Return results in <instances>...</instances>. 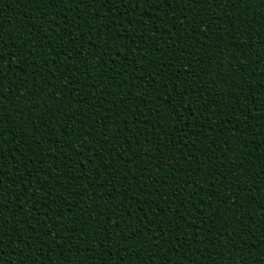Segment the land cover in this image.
Returning a JSON list of instances; mask_svg holds the SVG:
<instances>
[{
  "label": "trees",
  "instance_id": "obj_1",
  "mask_svg": "<svg viewBox=\"0 0 264 264\" xmlns=\"http://www.w3.org/2000/svg\"><path fill=\"white\" fill-rule=\"evenodd\" d=\"M226 4L66 0L44 7L32 0H0V31L6 41L16 38L24 57L12 55L17 64L9 56L0 61L4 87L9 81L35 84L31 92L39 105L28 110L20 100L23 116L7 100L0 105L7 109L0 117V172L5 188L8 181L17 187L27 181L29 195L39 189L41 205L46 199L59 225L54 243L42 237L46 244L25 246L35 215L28 205L37 196L5 203L4 222L15 221L16 227L5 238L0 264H18L35 247L41 264H138L140 258L146 264H239L240 254L233 250L229 257L224 247L229 234L239 235L237 244L254 243L259 254L253 249L250 259L260 260L264 75L257 69L264 70V7L256 0ZM221 35L226 39H217ZM31 73L35 76L26 75ZM27 94L23 88L11 93ZM178 108L191 132L178 123ZM206 129L204 139L195 135L198 130L204 136ZM211 144L215 147H207ZM241 160L243 167H233ZM173 170L175 178L169 179ZM109 194L112 199H105ZM145 214L149 219L141 224ZM117 216L121 228L146 224L154 235L172 228L152 262L139 239L127 253L118 252V237L125 233L114 227ZM224 222L226 230L220 229Z\"/></svg>",
  "mask_w": 264,
  "mask_h": 264
},
{
  "label": "snow or ice",
  "instance_id": "obj_2",
  "mask_svg": "<svg viewBox=\"0 0 264 264\" xmlns=\"http://www.w3.org/2000/svg\"><path fill=\"white\" fill-rule=\"evenodd\" d=\"M32 2L34 3H38L40 5H43L44 7H50L53 3H65L66 0H32ZM81 2H84V0H81ZM96 0H87L88 4H92L95 3ZM132 2L135 3H139L140 0H132ZM152 2L154 3L155 0H152ZM181 3H186L187 0H180ZM193 3H197V2H204V0H192ZM257 3L260 4V6L264 7V0H256ZM250 0H227V4L226 6H237L238 4H249ZM41 18L42 19H46L43 14L41 13ZM250 23V21H249ZM233 28L235 27V25L232 26ZM230 30H232L230 28ZM78 34V33H77ZM6 33H4L3 31H0V61L3 60L4 56H9V63L10 64H17V61L12 60L11 56L15 55V56H20V46L17 45L16 43V38L15 37H9V40L6 41L4 39ZM45 39H47L45 37ZM217 39L220 40H224L226 39V35H221L219 37H217ZM33 47H38V45H33ZM8 49H11L12 51L9 52ZM224 53L223 51H221L219 53L220 57H223ZM20 59L23 60L24 57L20 56ZM224 63H230L229 60H224ZM257 71H261L262 75H264V70L262 69H257ZM26 75H31V76H35V73H31V74H26ZM6 79L5 74L0 71V105L3 104V101L7 100L9 105H11L12 108H15L18 110L19 115L23 116L24 114V107L19 103L20 100H23L24 103L27 105L28 110H32L34 111L36 108L39 107V105L34 101L33 99V93L31 92V88H35V84H32L31 87H29L28 83L24 80L19 81V83L17 85H12L11 82L9 81V87L7 89H5L4 87V81ZM231 79V75H227L225 78V83L227 84ZM69 80H71V77H69ZM246 83V81H245ZM25 89L27 91V95L26 96H22V97H17L15 95H11L12 92L14 91H18V89ZM44 88H40L37 91H44ZM201 91L203 92V89H201ZM181 99H183L185 93L183 91H178L177 93ZM257 95H259V93H257ZM121 104L123 103V101L120 102ZM215 101L212 100L208 107L211 108L212 104H214ZM181 108L183 107V105L180 106ZM7 111L6 108H3L2 106H0V117L4 116V113ZM138 111H142V109H138ZM185 111L189 112L193 119H195V112L189 108V109H185ZM177 113L179 115V122H183L182 123V127H184V131L186 133L191 132L192 131V126L187 124V122L185 121V118L182 114H180V108L177 109ZM54 119V118H53ZM55 122V120H54ZM229 121H225V124H227ZM0 123H3V120L0 119ZM45 127H47V125H45ZM200 127H202V125L197 124L196 128L199 129ZM232 132V138H236V131L237 129L233 128L230 130ZM244 131H251V129H244ZM195 135L197 137H199L200 139H204L207 135V129L205 131L204 136L201 135V133L197 130L195 131ZM220 135H223V133H220ZM3 141H0V144H2ZM198 141L193 142L192 147L195 149L196 145H197ZM185 147H187V145H184ZM62 147H66V145H62ZM207 147H215V144H211ZM205 155L207 156V153H205ZM235 155V154H234ZM241 155H244L245 157L247 156V153H241ZM225 159L227 158L226 156L224 157ZM262 159H264V157H261ZM154 159V157H153ZM125 163H129V162H125ZM197 164H199V161H197ZM244 161L241 160L239 165L234 164L233 167H243ZM100 167L104 168L106 167V164L102 163L100 165ZM262 168H264V165H262ZM17 175L20 174V169L17 168ZM54 171H61V174L63 175L62 170L56 169ZM175 170H173V175L169 177V179H174L175 178ZM31 174L29 173V176ZM257 176H259V174H256ZM46 176H40L39 179L43 180L46 179ZM75 178V177H73ZM236 179V178H234ZM264 179V178H261ZM157 183L159 182L158 180L156 181ZM8 187L5 188L4 184H5V180L3 177V173L0 172V259L3 258V253H4V248H5V238L7 236L10 235V233L13 231V226L14 228L16 227V222L13 221V224L11 226H8L5 224L4 222V213H3V209H4V205L5 203L10 204L12 199H31L32 195L37 196V198L34 200V202L32 204H29L28 207L30 209V211L32 213H34L35 215H33L31 217V219L34 221V223H31L29 225V227L31 228V235L28 237V244H26L25 246H34L36 245L38 242L41 243V245H44L47 243V241H42V237H48L53 243L55 242V236H56V228L59 227V225L53 221V217L57 216V212L48 207V203L47 200L45 199V202L43 205H41V200L39 198V189L34 188L32 191V195H29L28 193V187L27 181H24L23 186L22 187H17V185L12 182V181H8ZM89 187H91V185H89ZM215 194V193H213ZM46 195H48L46 193ZM118 195H120V193H118ZM145 195L147 196H151L152 192L148 191L145 192ZM179 195L183 196V193H180ZM105 199H112V196L109 194L105 197ZM124 203H127V199L125 197V201ZM221 203H223V201H221ZM43 206L45 211L43 213H40L38 211L39 207ZM89 207H91V202L89 203ZM122 211H124L128 216L129 219H132V215L131 213L127 212L126 208H123ZM169 211L171 212V209H169ZM14 215V213H13ZM24 223L28 224L29 223V216L27 213H24L22 216ZM149 217L147 216V214H145L144 217L140 218V223L143 224L144 220H148ZM49 221H53L52 224H49ZM133 223H135V220H133ZM161 224H163V219L160 221ZM225 225L226 222L221 223L220 224V229L226 230L225 229ZM114 227L116 229H119L120 231L124 232L125 235L123 236H119L118 239L120 241H122V243L120 244V248L118 249V252H122V253H127L129 248H131L132 243L137 241L139 239V242L141 244V248L148 252V256H147V261L148 262H152L154 260V257L156 255V252L159 251V249L161 248L162 244L168 243V241H166L164 239L165 235H171L172 233V228L169 227L167 233H165V230L163 227L159 228L158 232L154 235L153 234V229H151L148 225H144L143 228H131V225H128L127 228H121L120 223H119V216H117V223L114 225ZM213 227H215V225L213 224ZM105 233H109V229H105L104 230ZM129 231H130V236H129ZM177 231H179V229H177ZM223 234V233H221ZM210 237V233L207 234ZM250 235V233H249ZM142 237V239H140ZM157 237H159V239H157ZM18 239H20L21 243L24 244V240L22 237H18ZM239 239V235L237 234L236 236H232L231 234L225 236V240L227 241V244L224 246L225 248L228 249V256L231 257L232 255V251L234 250L235 252H238L240 254V259H239V264H264V254H261V258L260 260H255L250 259V257L254 256L255 254H259V250L256 249L255 244L253 243L251 246H247L244 243H240L237 244V240ZM12 243H15V241H13ZM113 245H115L117 243V239H113L112 240ZM127 245V246H125ZM11 246V245H9ZM103 246V245H101ZM253 249H256L255 254L253 253ZM41 250L39 247H35L34 248V253L33 254H29L26 257H22L21 260L18 262V264H41V256L38 254L40 253ZM13 253L16 255L17 254V249H13ZM111 254V253H109ZM218 255L223 256L224 253L222 250H218ZM93 259H95V256L92 257ZM205 259L208 260L209 257L205 256ZM8 264H13L12 261H9ZM138 264H146V261L144 260V258H140L138 261ZM168 264H171V261H168ZM210 264H216L215 260H212L210 262Z\"/></svg>",
  "mask_w": 264,
  "mask_h": 264
}]
</instances>
